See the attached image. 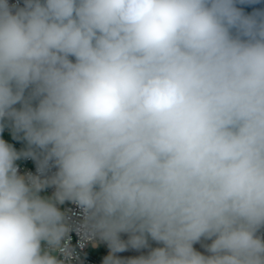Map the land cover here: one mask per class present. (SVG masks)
<instances>
[{"label":"clouds","instance_id":"clouds-1","mask_svg":"<svg viewBox=\"0 0 264 264\" xmlns=\"http://www.w3.org/2000/svg\"><path fill=\"white\" fill-rule=\"evenodd\" d=\"M237 2L0 0V133L28 146L0 138V264H66V201L104 264H264V11ZM121 232L163 246L125 262Z\"/></svg>","mask_w":264,"mask_h":264},{"label":"built area","instance_id":"built-area-1","mask_svg":"<svg viewBox=\"0 0 264 264\" xmlns=\"http://www.w3.org/2000/svg\"><path fill=\"white\" fill-rule=\"evenodd\" d=\"M10 5H16L18 7H24V0H9ZM1 135L13 134L12 127L9 123L6 122L4 131L0 133ZM14 148L20 152L27 149L23 140L18 139V142ZM18 171L22 175H27L31 173L32 175H39L37 171V162L31 158H21L17 162ZM56 172L55 167H50L45 176H51ZM55 192L54 187H48L42 191L41 195L52 196ZM60 210L66 214L68 223L72 226V229L69 233L71 237L69 241V247L72 250L71 256L66 261V264H104L105 259L112 254L111 249L106 241H103L99 238L83 240L81 235L76 231V226L82 223L83 221V212L73 202L66 201L62 205H58ZM258 235L264 237V227H262ZM119 238L122 242L125 240V234L121 232ZM102 249V250H101ZM98 250H101L98 252ZM101 252V253H100ZM118 252L115 253V257ZM64 259L63 256L59 257Z\"/></svg>","mask_w":264,"mask_h":264},{"label":"water","instance_id":"water-1","mask_svg":"<svg viewBox=\"0 0 264 264\" xmlns=\"http://www.w3.org/2000/svg\"><path fill=\"white\" fill-rule=\"evenodd\" d=\"M236 6L240 8L246 15L252 14L255 11H264V0H259L258 3H239ZM125 234L124 243L126 245L123 251L118 252L116 258L122 261H128L140 256H147L150 251L156 247H162L161 243L154 241L150 236L146 235V245L140 248H135L130 244L133 233L123 232ZM211 243V240L201 238V240L194 244L196 250L202 254L209 255L207 252V245Z\"/></svg>","mask_w":264,"mask_h":264},{"label":"trees","instance_id":"trees-1","mask_svg":"<svg viewBox=\"0 0 264 264\" xmlns=\"http://www.w3.org/2000/svg\"><path fill=\"white\" fill-rule=\"evenodd\" d=\"M0 138H3L6 142H8L9 144H11L13 147L16 146L17 142H18V138H14L13 134H7V135H1L0 134ZM21 140H23L22 138H20ZM24 144L26 147L27 146V142L25 140H23Z\"/></svg>","mask_w":264,"mask_h":264},{"label":"rangeland","instance_id":"rangeland-1","mask_svg":"<svg viewBox=\"0 0 264 264\" xmlns=\"http://www.w3.org/2000/svg\"><path fill=\"white\" fill-rule=\"evenodd\" d=\"M43 196H46V195H43ZM101 250H102V249H101ZM101 250H98V252L101 251ZM100 253H101V252H100Z\"/></svg>","mask_w":264,"mask_h":264}]
</instances>
